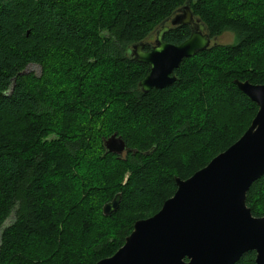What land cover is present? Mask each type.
Returning <instances> with one entry per match:
<instances>
[{"label":"trees","instance_id":"1","mask_svg":"<svg viewBox=\"0 0 264 264\" xmlns=\"http://www.w3.org/2000/svg\"><path fill=\"white\" fill-rule=\"evenodd\" d=\"M187 1L0 0V264L112 257L174 196L176 178L247 131L258 107L234 81L264 85V0H191L211 38L232 31L234 44L186 59L170 87L138 89L150 69L132 59V45L150 43ZM189 36L177 27L164 41ZM115 133L125 158L104 147ZM118 193V211L104 216ZM246 203L264 216V176ZM125 213L136 217L114 227ZM255 259L249 251L236 264Z\"/></svg>","mask_w":264,"mask_h":264},{"label":"water","instance_id":"2","mask_svg":"<svg viewBox=\"0 0 264 264\" xmlns=\"http://www.w3.org/2000/svg\"><path fill=\"white\" fill-rule=\"evenodd\" d=\"M190 1L163 22L153 43L132 45V59L150 69L138 84L142 93L172 86L186 59L212 48L214 39L193 15ZM177 27L189 28V38L179 45L166 43L165 35ZM234 84L258 107L248 130L204 169L187 180L176 178L174 196L158 213L137 222L125 244L97 264H236L249 251L256 253V264H264V216L254 217L246 203L248 191L264 176V85ZM104 147L118 157L128 153L116 133ZM120 203L118 194L103 206V215L115 213Z\"/></svg>","mask_w":264,"mask_h":264},{"label":"rangeland","instance_id":"3","mask_svg":"<svg viewBox=\"0 0 264 264\" xmlns=\"http://www.w3.org/2000/svg\"><path fill=\"white\" fill-rule=\"evenodd\" d=\"M161 28H156L154 33H153V36H152V39H149V42L150 43H153L154 40H155V36H156V32L158 30H160ZM236 38H235V34L232 32V31H224L223 33H221L219 36H217L216 38H214L213 42H212V47H216V46H229V45H233L234 42H235ZM55 51H53L52 53H54ZM57 54L54 53V54H51L50 57H55V55ZM29 72H33L35 74H40L41 73V69L40 67L38 66H35V65H31L29 66L28 70ZM235 81H239V80H235ZM234 81V82H235ZM240 82H248V81H240ZM256 116V115H255ZM254 116V118H255ZM253 118V119H254ZM252 119V121H253ZM252 123V122H251ZM250 127V126H249ZM248 130V129H247ZM127 154H124L121 158H125ZM128 177H129V174L126 173L125 174V178H124V182L123 184H125L127 181H128ZM136 215L134 213H131V214H128V213H125V214H121L117 217H115V219H113L112 223L115 224L114 227H116L117 225H120L122 224L123 222H127V221H130L129 218H135ZM152 217V216H151ZM150 218V217H149ZM147 219V218H146ZM10 224V221L7 222L6 225H9ZM106 259V258H105ZM85 262V260H84ZM83 262V263H84ZM86 264V263H84Z\"/></svg>","mask_w":264,"mask_h":264},{"label":"bare ground","instance_id":"4","mask_svg":"<svg viewBox=\"0 0 264 264\" xmlns=\"http://www.w3.org/2000/svg\"><path fill=\"white\" fill-rule=\"evenodd\" d=\"M126 146H127V145H126ZM127 150H128V153H129V149H128V148H127ZM128 153L124 152L123 155H124V154H128ZM123 155H122V156H123ZM122 156H120V157H122ZM203 169H204V168H203ZM118 194H120V193H118ZM118 194H117V195H118ZM120 195H121V194H120ZM115 196H116V195H115ZM121 197H122V196H121ZM114 198H115V197H114ZM114 198H113V199H114ZM121 199H122V198H121ZM111 201H112V200H111ZM111 201H110V202H111ZM108 203H109V202H108ZM120 204H121V203H120ZM117 211H118V210H117ZM117 211H116V212H117ZM116 212H115V213H116ZM111 215H112V214H111ZM147 219H148V218H147ZM144 220H145V219H144ZM137 222H139V221H137ZM137 222H136V223H137ZM136 223H135V224H136ZM135 224H134V226H135Z\"/></svg>","mask_w":264,"mask_h":264},{"label":"flooded vegetation","instance_id":"5","mask_svg":"<svg viewBox=\"0 0 264 264\" xmlns=\"http://www.w3.org/2000/svg\"><path fill=\"white\" fill-rule=\"evenodd\" d=\"M145 51H147V50H145Z\"/></svg>","mask_w":264,"mask_h":264}]
</instances>
